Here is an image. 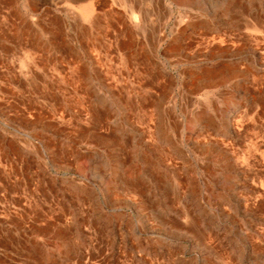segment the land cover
Wrapping results in <instances>:
<instances>
[{"label": "rangeland", "instance_id": "obj_1", "mask_svg": "<svg viewBox=\"0 0 264 264\" xmlns=\"http://www.w3.org/2000/svg\"><path fill=\"white\" fill-rule=\"evenodd\" d=\"M0 264H264V0H0Z\"/></svg>", "mask_w": 264, "mask_h": 264}, {"label": "bare ground", "instance_id": "obj_2", "mask_svg": "<svg viewBox=\"0 0 264 264\" xmlns=\"http://www.w3.org/2000/svg\"><path fill=\"white\" fill-rule=\"evenodd\" d=\"M92 1V0H91ZM74 2V1H73ZM90 2V1H89ZM91 3V2H90ZM79 4V3H78ZM89 4V3H88ZM92 4V3H91ZM91 4H89L87 7H86V5H85V8H86V11L89 13V14H91V13H93V10H94V8H93V6L91 5ZM97 4V3H96ZM82 6V5H81ZM83 10H85V9H83ZM99 10V9H98ZM133 11V10H132ZM134 11H135V9H134ZM2 13V12H1ZM87 13V14H88ZM133 13V12H132ZM90 16H92V15H90ZM56 21V20H55ZM96 22V21H95ZM58 24V23H57ZM56 24V25H57ZM60 24V23H59ZM61 25V24H60ZM56 27V26H55ZM59 27V26H58ZM14 29V28H13ZM53 31V30H52ZM51 31V32H52ZM258 31V30H257ZM99 32V31H98ZM106 36V35H105ZM24 37V36H23ZM22 37V38H23ZM88 41V40H87ZM84 42V41H83ZM35 50V49H34ZM39 55V54H38ZM70 59V58H69ZM40 61V60H39ZM42 62V61H41ZM44 65V64H43ZM75 73V72H74ZM68 78V77H67ZM89 107V106H88ZM89 111H91V110H89ZM107 117V116H106ZM62 161V160H61ZM195 221V220H194Z\"/></svg>", "mask_w": 264, "mask_h": 264}, {"label": "crops", "instance_id": "obj_3", "mask_svg": "<svg viewBox=\"0 0 264 264\" xmlns=\"http://www.w3.org/2000/svg\"><path fill=\"white\" fill-rule=\"evenodd\" d=\"M78 1V0H77Z\"/></svg>", "mask_w": 264, "mask_h": 264}]
</instances>
